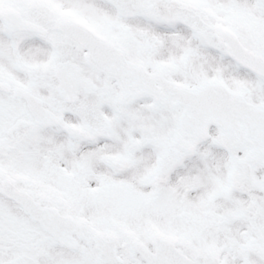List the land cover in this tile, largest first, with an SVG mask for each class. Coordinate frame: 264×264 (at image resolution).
<instances>
[{
	"label": "snow or ice",
	"instance_id": "1",
	"mask_svg": "<svg viewBox=\"0 0 264 264\" xmlns=\"http://www.w3.org/2000/svg\"><path fill=\"white\" fill-rule=\"evenodd\" d=\"M0 264H264V0H0Z\"/></svg>",
	"mask_w": 264,
	"mask_h": 264
}]
</instances>
